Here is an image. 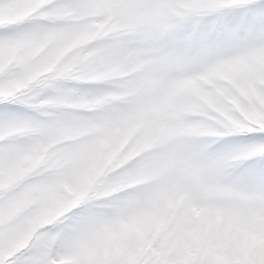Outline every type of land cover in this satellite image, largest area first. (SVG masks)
Wrapping results in <instances>:
<instances>
[{"label": "snow or ice", "instance_id": "snow-or-ice-1", "mask_svg": "<svg viewBox=\"0 0 264 264\" xmlns=\"http://www.w3.org/2000/svg\"><path fill=\"white\" fill-rule=\"evenodd\" d=\"M0 264H264V0H0Z\"/></svg>", "mask_w": 264, "mask_h": 264}]
</instances>
